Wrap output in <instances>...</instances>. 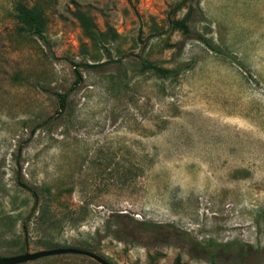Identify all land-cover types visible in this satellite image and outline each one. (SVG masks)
<instances>
[{
  "label": "rangeland",
  "instance_id": "374dc122",
  "mask_svg": "<svg viewBox=\"0 0 264 264\" xmlns=\"http://www.w3.org/2000/svg\"><path fill=\"white\" fill-rule=\"evenodd\" d=\"M17 1L41 7L42 40ZM179 1L0 0V257L264 264V0H188L170 16ZM188 10L189 33L170 30ZM141 62L182 70L159 80Z\"/></svg>",
  "mask_w": 264,
  "mask_h": 264
},
{
  "label": "trees",
  "instance_id": "16d2710c",
  "mask_svg": "<svg viewBox=\"0 0 264 264\" xmlns=\"http://www.w3.org/2000/svg\"><path fill=\"white\" fill-rule=\"evenodd\" d=\"M186 1L188 0H180L178 3H176L170 10H169V15H173L177 11L183 8L185 5ZM13 16L14 19L17 23H19L21 26L27 29L30 35L37 37L38 39L42 40L43 37V31L45 27V19L43 16V12L41 7L37 2H34L31 5H27L23 1H17L14 2L13 4ZM72 15L74 19L77 21L79 28L83 34V36L91 42L98 41L99 36L102 34L98 32L95 24L92 22V19L85 14L84 12H81L80 10H74L72 12ZM188 15H189V10L188 12L180 19H170L167 18L166 21L169 25L170 30H176L179 31L183 35H187L189 33L188 26H187V21H188ZM198 41H200L205 47L211 49V50H216L214 47H212L209 42L203 38L198 36ZM98 65V64H97ZM97 65H85L87 68H96ZM73 67H76V65H72ZM183 68H188L187 65H184ZM140 69L142 72H149L151 75H153L155 78L159 80H170L174 79L177 77V75L180 73L182 70L179 67L176 68H161L157 67L153 63L150 62H141L140 63ZM72 76L73 80L71 83V88L76 87L79 82L81 81V75L77 69L72 70ZM55 99H56V106H57V113L63 112L67 105V93H58L54 92L53 93ZM48 120H46L45 123H47ZM25 191L29 193V195L32 197L33 202H37V193L31 189V188H26V186H21ZM40 218V217H38ZM150 228L154 229L156 226H149ZM44 246H48L50 248H53L49 242H45ZM212 250L214 249H224L227 246L225 245H219L215 244L212 245ZM233 248L234 252H236L239 255H244L243 251H245L248 246L245 245H237V244H231L229 248ZM210 250V252L212 251ZM259 253H262L264 255V246L259 250ZM173 264H181L179 262V258L176 257Z\"/></svg>",
  "mask_w": 264,
  "mask_h": 264
},
{
  "label": "water",
  "instance_id": "95a60500",
  "mask_svg": "<svg viewBox=\"0 0 264 264\" xmlns=\"http://www.w3.org/2000/svg\"><path fill=\"white\" fill-rule=\"evenodd\" d=\"M61 254H77V255H82L85 256L94 262L98 264H108L105 260L100 258L99 256L87 252V251H79L76 249L72 248H56V249H46L34 253H28L24 251L23 253L11 257H0V264H21L29 261H33L39 258L43 257H49V256H56V255H61Z\"/></svg>",
  "mask_w": 264,
  "mask_h": 264
}]
</instances>
